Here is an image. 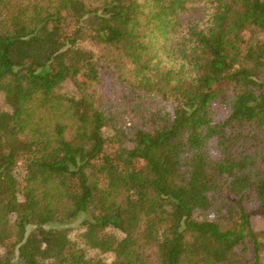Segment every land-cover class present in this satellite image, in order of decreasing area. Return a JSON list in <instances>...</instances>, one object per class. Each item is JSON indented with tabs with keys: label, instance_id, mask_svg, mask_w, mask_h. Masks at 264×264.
<instances>
[{
	"label": "trees",
	"instance_id": "1",
	"mask_svg": "<svg viewBox=\"0 0 264 264\" xmlns=\"http://www.w3.org/2000/svg\"><path fill=\"white\" fill-rule=\"evenodd\" d=\"M0 95V264H264V0H0Z\"/></svg>",
	"mask_w": 264,
	"mask_h": 264
},
{
	"label": "rangeland",
	"instance_id": "2",
	"mask_svg": "<svg viewBox=\"0 0 264 264\" xmlns=\"http://www.w3.org/2000/svg\"><path fill=\"white\" fill-rule=\"evenodd\" d=\"M198 13L193 12V11H191L190 13L188 12V13L185 14V18L188 17V16L200 15ZM85 45L87 47L93 49V51L96 54L100 53V47L99 46H96V45H93V44H85ZM58 90L60 92H62V93L68 94V95L76 94L75 87L70 81L63 83ZM0 107L5 108V104H4L2 95H0ZM200 216L201 217H206V218H211L212 214L211 213H205V214L203 213ZM84 217H85V215H81L78 218H76V219H74V220H72L71 222L68 223V226H69V229H70L69 234H70V237L73 240H76V241L79 240L78 234L81 232L80 222L82 221V219ZM252 223H253V226H254L255 229H261V228L264 227V218L253 217ZM85 251H86L87 255H89V256H94L97 253L96 250L89 249V248H85ZM101 256L104 258V260L106 262H110L113 259V255L111 253H106V254H103Z\"/></svg>",
	"mask_w": 264,
	"mask_h": 264
}]
</instances>
